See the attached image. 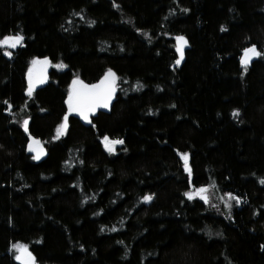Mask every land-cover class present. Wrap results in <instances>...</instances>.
I'll return each mask as SVG.
<instances>
[{
	"label": "trees",
	"instance_id": "obj_1",
	"mask_svg": "<svg viewBox=\"0 0 264 264\" xmlns=\"http://www.w3.org/2000/svg\"><path fill=\"white\" fill-rule=\"evenodd\" d=\"M7 35L24 39L0 46V264H20L14 243L36 264H264V55L241 63L264 53V0H0ZM108 69L113 100L86 123L68 86ZM200 187L238 203L185 195Z\"/></svg>",
	"mask_w": 264,
	"mask_h": 264
},
{
	"label": "snow or ice",
	"instance_id": "obj_2",
	"mask_svg": "<svg viewBox=\"0 0 264 264\" xmlns=\"http://www.w3.org/2000/svg\"><path fill=\"white\" fill-rule=\"evenodd\" d=\"M24 37L22 35H7L4 36L3 39H0V46H6L15 48L22 41ZM178 44L177 50L180 52L181 58L184 55V45L188 43L187 39L184 36L176 37ZM244 55L241 57V63L245 66L244 70L247 71V66L251 62L253 57L264 55L257 50L255 45L251 47L245 48L243 50ZM8 56H12V52H6ZM33 65H41V70L39 74H35L33 69H29L28 73V95L32 96L36 83H43L45 79V69L47 64L49 63L48 58L45 57L44 60H40L36 58L33 60ZM177 64L180 63V60L176 61ZM65 65L61 64L60 67H64ZM116 73L113 72L112 69H108L105 76L101 78V80L96 84H86L83 80L78 77L73 80L71 85V91L68 94V110L69 112H77L79 113L85 120L89 119V113L94 112L97 107L103 104L104 107H108V102L112 99V95L115 92V83H116ZM67 115L64 117V122L58 126V133L67 128ZM25 131L28 129V121H24ZM105 148L108 149L109 152L114 151L115 144H123L124 141L121 139L112 140L109 136L105 135L103 137ZM29 149L31 151L36 152V155L33 157L36 160H39L41 155L44 154V149L40 146V141L36 140L35 137L29 143ZM185 158L186 162V170L191 171L190 168H187V154H181ZM264 183V181H262ZM207 189L205 187H200L196 192H186L185 195L189 198H193L195 195H200L205 201H207L208 197L206 195ZM229 197L232 196L231 193L228 194ZM144 200H151V195H146L143 197ZM239 200V198H236ZM228 207H231L230 203L226 202ZM12 248L15 250V259L22 261V264H36V257L29 250L28 245L14 243Z\"/></svg>",
	"mask_w": 264,
	"mask_h": 264
},
{
	"label": "rangeland",
	"instance_id": "obj_3",
	"mask_svg": "<svg viewBox=\"0 0 264 264\" xmlns=\"http://www.w3.org/2000/svg\"><path fill=\"white\" fill-rule=\"evenodd\" d=\"M76 78H77V77H74V78L72 79V81L70 82L69 86H68L67 100H68V94H69V92L71 91V85H72V82H73V80L76 79ZM67 107H68V104H67ZM76 113H77V112H76ZM60 125H61V124H60ZM57 129H58V127H57ZM57 129H56V132H55V138L59 137L60 134L63 133V130H62L61 132L58 133ZM112 140H113V139H112ZM101 143H102L104 149L108 151V149L105 148L103 138H101ZM118 145H119V144H115V145H114V151L116 150V148H117ZM114 151H112V152H114ZM198 189H199V188H198ZM206 189H207L206 195H207V197H208L207 201H205L200 195H195L194 197H197V198L203 200V201L206 202L207 204H210L209 206L213 207V208L216 209L217 211H220V210H221L220 207H222V206H223L225 209H228L229 207L227 206L226 202L230 203V205L232 204V202H236V204L238 203V201H237L233 196L229 197V195L224 196V197H222V198H220V199H219L218 197L215 198L212 189H211L210 187H206ZM196 191H197V189H194L192 192H196ZM12 249H13V248H12ZM13 251H14V254H15V250H14V249H13Z\"/></svg>",
	"mask_w": 264,
	"mask_h": 264
},
{
	"label": "water",
	"instance_id": "obj_4",
	"mask_svg": "<svg viewBox=\"0 0 264 264\" xmlns=\"http://www.w3.org/2000/svg\"><path fill=\"white\" fill-rule=\"evenodd\" d=\"M181 55H180V53H179V58H178V60H180V63H181ZM41 61L42 60H44V58H42V59H40ZM49 61V60H48ZM179 63V64H180ZM36 66V68L38 69V72L40 73V70H41V65H35ZM242 66H244L243 64H242ZM49 70H50V61H49V63L47 64V66H46V69H45V79H44V82L43 83H40V84H38L37 83V85L35 86V88L34 89H36L37 87H39V86H41V85H43L45 82H46V80H47V77H48V72H49ZM113 96H114V93H113V95H112V99L108 102V107L110 106V104H111V102H112V100H113ZM108 107H104L103 106V104H101L98 108H101V109H107ZM81 116V115H80ZM82 117V116H81ZM83 118V117H82ZM84 119V118H83ZM84 121L86 122V123H88V120H85L84 119ZM40 146H42L41 145V143H40ZM32 152H34V151H32ZM35 154H36V152H34ZM44 155V154H43ZM43 155H41V157L43 156ZM18 263H20V264H22V261H19V260H16Z\"/></svg>",
	"mask_w": 264,
	"mask_h": 264
}]
</instances>
